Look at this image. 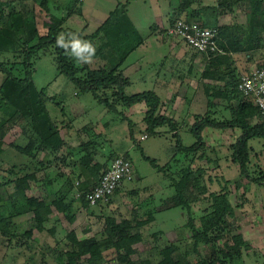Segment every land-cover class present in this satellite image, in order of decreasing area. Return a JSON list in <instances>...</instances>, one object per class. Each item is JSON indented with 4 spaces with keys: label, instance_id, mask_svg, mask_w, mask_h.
Here are the masks:
<instances>
[{
    "label": "rangeland",
    "instance_id": "rangeland-1",
    "mask_svg": "<svg viewBox=\"0 0 264 264\" xmlns=\"http://www.w3.org/2000/svg\"><path fill=\"white\" fill-rule=\"evenodd\" d=\"M183 1L0 0V28L4 27L10 10H23L34 17L38 35L57 29L58 38L63 34L66 43L70 42L69 34L90 42L96 49L91 62L76 59L91 68L112 69L119 64L114 50L122 47V52H131L136 49L118 68L124 70L128 62H139L140 72L137 70L130 77V85L125 88V93L131 95L152 90L154 72L161 67V60L156 65H149L146 59L149 53L167 54L169 51V46L153 39V33L156 28L159 34H168L170 19L181 10L191 11L192 16L187 18L207 26L232 25L242 30L244 20L249 21L245 11L246 0H227L224 6L217 5L221 0H211L215 2L212 6L210 0H190L193 5L182 8ZM168 5H172V11H169ZM180 16L183 18V14ZM159 17L163 21L155 22ZM105 20L109 21L108 27L102 28ZM115 25L118 29L113 32L110 29ZM4 28V33L0 34V62L13 63L14 74L23 77L21 62L23 50L28 46L26 35L12 34L10 26ZM90 35L94 37L87 38ZM141 40L146 42L137 49ZM202 59L203 63L197 65L205 69L209 59ZM238 59L237 78L245 73L247 66L244 57L239 56ZM32 61V79L24 87L0 72V88L5 100L20 104L17 114L8 122L9 127L0 145V186L8 182L2 191L14 206L24 212L15 219L21 223L15 234L10 238L0 234V264H61L65 259L62 252L69 249V233L73 232L78 239H101L105 234L113 235L112 226L122 225L123 219L133 222L129 233L140 236L133 244L135 253L131 257L134 260L148 259L150 264H157L160 251L171 246L174 255L185 256L194 264H264V183L255 180L264 179L263 141H249L252 147L248 163L250 178L240 175L238 165L232 161L230 144L241 133L237 127H206L202 131L204 143L199 151L185 155L178 150V142L186 146L195 142L188 128L190 120L194 123L195 115L230 120L240 101L250 100L254 104L251 98L245 95L239 98L235 95L232 98L209 97L205 86L199 92L207 95L208 99L198 103L196 112L177 116L175 122L178 128L181 119L186 122L185 127L178 130V136L167 125L155 128L154 132L146 131L144 115L148 107L144 102L124 107L114 103L107 91V97L115 105L107 108L91 93L80 92L71 80L57 72L53 46L40 50ZM263 62L264 58H256L251 65ZM226 67L222 68L227 70ZM199 77L197 73L195 79ZM227 81L220 80L214 84L218 88L213 90L224 88ZM19 93L24 98H20ZM160 108L158 112L163 114ZM182 109L181 106L180 112ZM259 120L261 118L256 113L248 119V123L253 125ZM54 127L56 130L59 128L62 144L54 154L44 156L39 152L41 140L50 135ZM144 134L146 138L141 139ZM126 154L133 166V179L124 182L109 202L102 201L100 206H91L87 201L89 190L85 187H92L95 182L90 174H85L81 158L86 155L89 168H93L108 165L113 157ZM199 155H202L201 158ZM145 157L155 159L157 167ZM196 169L198 171L189 172L184 179L186 170ZM31 172L35 174V179L27 180L28 188L16 189L15 179ZM251 178L254 182L250 181ZM224 181H228V199L233 215L216 223L209 194L201 192L197 184L204 185L208 191H216ZM179 183L183 200L176 198V185ZM66 191L70 194L67 193L65 201L72 200L69 210L71 222L50 203ZM29 197L45 198L50 203L48 209L40 208L38 214H34V207L29 208L27 204ZM7 199L3 198L1 204L7 205ZM149 213L152 214L151 221L135 225L136 220L147 218ZM204 229L206 240L200 237L198 252L194 251L192 236ZM116 238L117 235L114 236ZM103 254L104 258L96 264H121L113 250H104Z\"/></svg>",
    "mask_w": 264,
    "mask_h": 264
},
{
    "label": "trees",
    "instance_id": "trees-1",
    "mask_svg": "<svg viewBox=\"0 0 264 264\" xmlns=\"http://www.w3.org/2000/svg\"><path fill=\"white\" fill-rule=\"evenodd\" d=\"M236 1V0H235ZM246 8L245 11L247 13L248 20L250 21V25L248 28V32L244 34L243 30H240L232 25H215V26H207L201 21H197L202 26L212 27L216 30V41L218 46L223 49L222 54L213 55L211 57L204 56V58H208L207 67L203 71L202 76L203 78L207 79H214L217 81L226 80L228 79L227 83L225 82L224 88L216 89L219 91L213 90V88H218L216 86L208 85L206 88L207 95L209 97H213L214 95L217 97H228L229 98L233 95L236 97H243L242 92L238 89V81L239 78L236 71L237 68L234 66L233 56L230 52H241L247 49L249 45L250 37H252L255 32V28H259L260 30H264V0H246ZM227 0H221L217 3L218 6H224L227 4ZM192 4L190 0H184L181 3V7H185ZM193 5V4H192ZM2 14V13H1ZM183 14V20L191 21L192 19L187 18L188 16H192V12H185L180 11L174 18L170 19V26H173L174 22L179 19ZM115 15V14H114ZM29 15L23 10H10L5 21L4 27L10 26L12 34H21L25 33V43L28 46L23 50L24 51V58L21 62L22 69L24 71V76L19 77L14 74L13 72V63L0 62V72L5 74V76L11 79L14 82L21 84V86L28 85L32 79L33 73V65L34 62L32 58L37 55L40 50H47L50 47H54L55 52V65L58 73L64 74L69 80L73 82L75 87L80 92H89L91 93L103 106L110 108L114 107L115 105L111 103L112 101L107 97L109 94L107 91L110 92L111 97L115 100L114 103H120L124 107H130L135 105L136 103L144 102L148 109L144 115V122H145V129L146 131H155V128L165 126L171 128V130L175 131L174 135L178 136L176 131V124L172 118L160 114L158 111L160 109V99L159 97L152 91H143L138 92L135 94L127 95L125 93V88L129 84V81L126 77L123 76L122 70L118 69L121 65L122 61L127 57L129 54L128 52L118 49V51L114 50V53L119 61V64L114 66L112 69H106L104 67L100 68H91L90 66L80 64L78 60L74 57L71 52V49H65L57 44L58 39V30L53 29L45 35H38L37 30L35 27L34 17ZM181 19V18H180ZM194 21V20H192ZM108 20H105L104 23L101 25L102 28L108 27ZM260 24V25H259ZM260 26V27H259ZM4 27L0 28V34L4 33ZM118 27L115 25L114 28L110 30L117 31ZM108 30L109 34L111 35V31ZM98 32V31H97ZM94 37V35H90L89 39ZM85 39V37H82ZM259 40L258 44L261 43ZM112 45V44H111ZM113 47V45H112ZM132 50V49H131ZM226 51V52H224ZM117 61V62H118ZM227 63V70L226 69H219L221 64ZM232 66V67H231ZM229 85V87H228ZM23 90V88H21ZM20 90V92H22ZM231 94H230V93ZM228 93L230 95H228ZM20 98H24L22 93H19ZM246 96V95H245ZM249 97V96H248ZM5 95L3 90L0 88V145L2 143L3 136L8 129V122L11 118L17 114L19 107V103H12L11 101L5 100ZM232 98V97H231ZM250 98V97H249ZM241 100V99H240ZM28 100H25L27 102ZM258 113L261 120L259 122L250 125L248 123V119L253 117ZM206 127H212L215 129H226V128H239L241 130L240 135L236 139V141L230 144V148L232 149V161L236 163L239 167L240 175L250 178L249 171H248V163L250 162V151L252 147L249 146V141L252 139L262 140L264 144V116L261 114L259 109L252 104L250 100L248 101H240L235 109L232 111V118L230 120H217L211 118L209 115H195V121L190 126V132L195 137V142L191 145H183L178 142V150L183 152L185 155L187 154H195L199 149L203 147V136L202 131ZM59 130V128L57 127ZM132 129V127H131ZM58 130L54 127V131L51 132L50 135L45 136L41 140V146H39L40 153H43L44 156H50L54 154L57 150L60 149L62 144ZM180 141V140H179ZM88 145V143H87ZM86 145V146H87ZM22 151V148H19ZM38 152V153H39ZM202 155H199L201 158ZM117 157V156H115ZM113 157V158H115ZM124 157L128 160V155H124ZM112 158V159H113ZM149 162H151L155 167L156 161L155 159L145 157ZM111 159V160H112ZM82 165L85 168V174L91 175V179L96 182L99 176L107 169L108 165H96L93 168H89V159L84 155L81 158ZM18 167L17 165H13ZM196 170H186V174L184 175V179L188 177L189 172H195ZM72 178V177H71ZM70 178V179H71ZM35 179L34 173H25L23 177L15 179L16 189L25 190L28 188L27 180ZM254 179L251 178L250 181ZM255 180H262L259 183L263 182L264 179H255ZM89 182V181H87ZM254 182V181H253ZM8 183V182H7ZM7 183H3L0 186V201L3 198H8L7 205L1 204L0 202V234L4 237L10 238L11 235L17 232V227L21 225V223H17L15 220L18 216L24 214L19 208L12 204V200L5 195L2 191L3 188H6L8 185ZM72 184V179L70 180ZM257 183V182H256ZM182 184V182H181ZM181 184H177V195L176 198L182 199L181 196ZM239 184V183H238ZM199 189L201 188V192H207L209 194L211 200V206L213 208V217L215 222H220L222 219L226 218L229 215H233V207L231 206L228 194V181H224L220 183L219 190L216 191H208V189L202 185L200 186L199 183L197 184ZM72 187V185H69ZM73 188V187H72ZM90 186H86L85 189L90 190ZM121 187L115 190L112 196L109 197L108 200L105 202H109L117 192H119ZM67 193L70 194V191H66L65 194L59 195L50 201L53 203L57 210L62 211L66 219L71 222L72 218L69 215L70 206L72 200L65 201V198L68 197ZM2 194V195H1ZM102 201H99L95 205H101ZM50 203H47L45 198H41L40 200L29 197L27 199L28 207H34L33 213L38 214V210L40 208L48 209ZM152 220V214L149 213L147 218H143L142 220L138 219L135 221V225L141 226L149 221ZM23 223V222H22ZM39 227V225H38ZM133 227V222L129 219H123L122 225L112 226L111 230L113 235L105 234V237L101 239H97L95 237H88L83 239H78L76 235L72 232L68 234V241L70 243L69 249L65 250L63 253L64 255V262L61 264H96L98 261L104 258V250H113L117 261L121 264H150L148 259L145 260H134L132 259V255L135 253V249L133 248V244L140 239L138 234H130L129 230ZM206 230H202L199 233L194 234L192 237L195 240L193 245V250L198 252L197 248V241L200 240V237H206L203 233ZM28 233V231H27ZM200 233L202 234L200 236ZM228 235L230 233H227ZM117 235V238L114 239V236ZM230 237V236H229ZM106 247V248H105ZM214 253V252H213ZM212 253V254H213ZM204 262V261H202ZM157 264H194V262L190 261L187 257L181 255H174V250L171 246L164 247L160 251V258Z\"/></svg>",
    "mask_w": 264,
    "mask_h": 264
},
{
    "label": "crops",
    "instance_id": "crops-1",
    "mask_svg": "<svg viewBox=\"0 0 264 264\" xmlns=\"http://www.w3.org/2000/svg\"><path fill=\"white\" fill-rule=\"evenodd\" d=\"M214 3L215 2L211 0L209 2L210 5ZM203 4L208 5L207 2H203ZM168 6H169V11H172L171 10L173 8L172 5H168ZM156 20L155 22L163 21L160 17L157 18ZM116 23L119 22L117 21ZM248 25H250V21H247L245 19L242 26L243 27L242 30L244 34L248 32V28H247ZM158 32H159L158 29L155 28V31L153 33L155 34V37H153V39H155L157 43H162L169 46L168 47L169 51L167 52V54H161V52L152 53V54L149 53V56L146 59L147 64L156 65V62L158 60H161V63L159 64L161 65V67L159 68V70L154 72V78L152 79L153 82L152 83L153 86L151 88L152 90H148V91L154 92L159 97L161 102L160 107H162V113L172 118L173 121H176L177 116L180 115L184 116L185 113H186L185 115H191L192 113H195L196 112L195 109L197 108L198 103L201 100L208 99L207 95L205 96L202 92L200 93L199 91L204 89V87L205 86L207 87L208 85L216 86L214 84H218L219 81L214 79L203 78L202 73L206 68L205 69L202 67L200 68L197 64H200L199 62L203 63L202 57H204L203 56L204 54L193 51L192 50L193 48L188 46L180 38L171 35L169 33V29H168V34L167 32H165L164 34H159ZM253 32H255V34L252 37H250L249 45L247 49L241 52L238 51L230 52L233 56V60H234L233 64L234 66H236V68H239V64H240L238 59L239 56L245 58L246 65L248 67L247 66L245 67L244 72L249 71L253 66L258 64V63L257 64L253 63L251 65V63L255 61L256 58H264V40H262L261 43L258 44L259 40H261V38L264 37V35L262 34L264 30L255 28ZM145 42L144 40L143 41L141 40V44L137 47V49L140 48V46L144 45ZM134 51H136V49L129 52V54L125 59L129 58L131 54L134 53ZM167 59L169 60V63H167ZM221 65H220L221 68L220 66L219 68L222 70L224 66L228 64L225 63ZM249 65L251 67H249ZM140 68L141 67L139 65V62L137 63V61H132V62H128V64L125 65L124 70L122 69V74L129 81L128 85H130V77L134 76V74L137 73V70L138 72H140L139 71ZM197 73H199L200 77L195 79ZM197 92L199 93L197 94ZM181 106L183 109L180 112ZM185 106L188 107L187 110H185L186 109ZM185 123L186 122L184 121V119H181V125L178 128L175 122L177 133L179 129L185 127L184 126ZM192 124L193 121L190 120L188 128H190ZM60 133L62 134V131Z\"/></svg>",
    "mask_w": 264,
    "mask_h": 264
},
{
    "label": "built area",
    "instance_id": "built-area-1",
    "mask_svg": "<svg viewBox=\"0 0 264 264\" xmlns=\"http://www.w3.org/2000/svg\"><path fill=\"white\" fill-rule=\"evenodd\" d=\"M169 33L180 38L188 46L207 57L223 53L216 41V30L206 27L197 21L177 19L169 28ZM238 89L243 95L249 96L254 105L264 116V62L255 65L249 71L241 74ZM142 135L141 139H145ZM133 166L124 156L113 158L107 169L99 176L87 193V201L95 205L99 201H106L124 182L133 179Z\"/></svg>",
    "mask_w": 264,
    "mask_h": 264
},
{
    "label": "clouds",
    "instance_id": "clouds-1",
    "mask_svg": "<svg viewBox=\"0 0 264 264\" xmlns=\"http://www.w3.org/2000/svg\"><path fill=\"white\" fill-rule=\"evenodd\" d=\"M70 42H65L63 34L57 39V44L65 49L70 48L72 54L78 60L84 63H90L92 56L95 54V47L87 41L81 40L75 34H69Z\"/></svg>",
    "mask_w": 264,
    "mask_h": 264
}]
</instances>
